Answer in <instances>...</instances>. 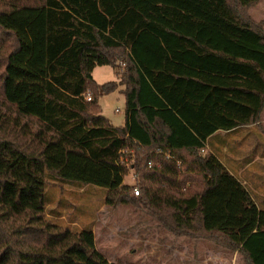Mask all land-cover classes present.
<instances>
[{
	"label": "trees",
	"instance_id": "obj_1",
	"mask_svg": "<svg viewBox=\"0 0 264 264\" xmlns=\"http://www.w3.org/2000/svg\"><path fill=\"white\" fill-rule=\"evenodd\" d=\"M257 1L0 0V264H119L46 212L48 179L101 187L175 236L264 264V200L237 176L251 160L232 174L205 151L264 107V30L237 13ZM98 65L118 80L95 81ZM119 85L116 126L98 99Z\"/></svg>",
	"mask_w": 264,
	"mask_h": 264
},
{
	"label": "rangeland",
	"instance_id": "obj_2",
	"mask_svg": "<svg viewBox=\"0 0 264 264\" xmlns=\"http://www.w3.org/2000/svg\"><path fill=\"white\" fill-rule=\"evenodd\" d=\"M228 1L233 4V0ZM237 13L242 17L247 13L251 21L264 30V0H258L244 12ZM92 76L99 83L112 80L115 79V70L108 65H98ZM120 88L123 86L119 85L98 99L102 113L115 125L125 122V99ZM251 127L259 137L250 140V148L255 143L257 145L252 150L240 151V157L250 159L251 163L245 167L244 174L237 176L251 178L247 185L253 194L260 195L262 202L264 109ZM47 181L46 212L54 220L68 223L73 230H91L96 251L107 261L119 264H245L238 251L221 247L207 235L195 238L175 236L149 216L141 205L116 203L111 197L108 200V194L105 195L101 187L69 181L56 185V180ZM133 182L131 174L124 177V184L132 185Z\"/></svg>",
	"mask_w": 264,
	"mask_h": 264
},
{
	"label": "crops",
	"instance_id": "obj_3",
	"mask_svg": "<svg viewBox=\"0 0 264 264\" xmlns=\"http://www.w3.org/2000/svg\"><path fill=\"white\" fill-rule=\"evenodd\" d=\"M116 79H117V76L115 74V79H112V80H116ZM107 81H110V80H107ZM100 83H103V82H100ZM120 91L122 92L121 88H120ZM263 109L264 107L261 110L262 112H263ZM126 118L127 117L125 113V121H126ZM110 122L112 123L111 120ZM116 126H119V125H116ZM251 126L252 124L245 126L244 128H241L242 130L239 132H233V131L228 132L224 130H218L216 131V133L214 132V134L209 136L208 139H206L205 141V144H206L205 149L207 148L208 151L215 153L216 156L220 159V161L228 168V170L232 174H235L234 171H238V173L243 172L241 163L245 160V157L243 158L240 157V154H241L240 151L252 150L257 145V143H255V145L252 148H250V142H251L250 140L253 137H256V138L259 137L257 133L253 131ZM217 134H220V136H227L226 141L225 140L220 141L219 139L220 137L216 138ZM216 150L219 153H216L215 152ZM242 182L245 183V180H243Z\"/></svg>",
	"mask_w": 264,
	"mask_h": 264
},
{
	"label": "built area",
	"instance_id": "obj_4",
	"mask_svg": "<svg viewBox=\"0 0 264 264\" xmlns=\"http://www.w3.org/2000/svg\"><path fill=\"white\" fill-rule=\"evenodd\" d=\"M86 99H88V100L90 99V95L89 94H86ZM202 151H203V149H202ZM130 153L132 155V151L130 152V151H128L125 148L121 149L120 152H119V155H118L119 162L124 163L126 165L131 164L132 163V157L129 156ZM149 164H151V163H149ZM133 192H134V194L138 193V190H137L136 187H133Z\"/></svg>",
	"mask_w": 264,
	"mask_h": 264
}]
</instances>
